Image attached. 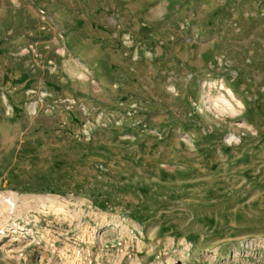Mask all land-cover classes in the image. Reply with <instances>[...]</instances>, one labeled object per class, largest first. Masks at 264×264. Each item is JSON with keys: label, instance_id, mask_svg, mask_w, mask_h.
I'll list each match as a JSON object with an SVG mask.
<instances>
[{"label": "rangeland", "instance_id": "rangeland-1", "mask_svg": "<svg viewBox=\"0 0 264 264\" xmlns=\"http://www.w3.org/2000/svg\"><path fill=\"white\" fill-rule=\"evenodd\" d=\"M0 264H264V0H0Z\"/></svg>", "mask_w": 264, "mask_h": 264}, {"label": "bare ground", "instance_id": "bare-ground-1", "mask_svg": "<svg viewBox=\"0 0 264 264\" xmlns=\"http://www.w3.org/2000/svg\"><path fill=\"white\" fill-rule=\"evenodd\" d=\"M177 15H180V14H177ZM204 88H205L204 100L209 101L208 102L209 110H211L210 108H212L213 111L218 112L222 115L231 117V118L239 114L240 110H238V107L239 105H242V102L236 99L237 104H235L230 100V98H228L227 95H230L231 97H235V92L227 84L223 82L217 83V81L213 82V81L206 80V82L204 83ZM173 89H175V87ZM214 93L218 95L216 99L211 98L212 94Z\"/></svg>", "mask_w": 264, "mask_h": 264}, {"label": "built area", "instance_id": "built-area-1", "mask_svg": "<svg viewBox=\"0 0 264 264\" xmlns=\"http://www.w3.org/2000/svg\"><path fill=\"white\" fill-rule=\"evenodd\" d=\"M40 94H41V99L44 100L47 97L48 92L46 91V92H43V93H40ZM52 107H53V105H52Z\"/></svg>", "mask_w": 264, "mask_h": 264}, {"label": "crops", "instance_id": "crops-1", "mask_svg": "<svg viewBox=\"0 0 264 264\" xmlns=\"http://www.w3.org/2000/svg\"><path fill=\"white\" fill-rule=\"evenodd\" d=\"M79 58H80V56H79Z\"/></svg>", "mask_w": 264, "mask_h": 264}]
</instances>
